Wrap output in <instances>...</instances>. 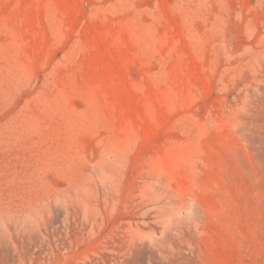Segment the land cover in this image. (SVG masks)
<instances>
[{
	"label": "rangeland",
	"instance_id": "1",
	"mask_svg": "<svg viewBox=\"0 0 264 264\" xmlns=\"http://www.w3.org/2000/svg\"><path fill=\"white\" fill-rule=\"evenodd\" d=\"M0 264H264V0H0Z\"/></svg>",
	"mask_w": 264,
	"mask_h": 264
}]
</instances>
